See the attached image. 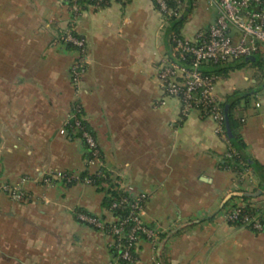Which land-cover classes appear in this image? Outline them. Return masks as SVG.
<instances>
[{
  "label": "crops",
  "instance_id": "crops-1",
  "mask_svg": "<svg viewBox=\"0 0 264 264\" xmlns=\"http://www.w3.org/2000/svg\"><path fill=\"white\" fill-rule=\"evenodd\" d=\"M216 10L214 0H192L181 35L192 38ZM70 22L65 0H0V183L18 184L31 196L14 201L0 191V264L114 263L111 235L77 218L83 211L115 219L102 205L104 188L43 180L101 167L148 193L141 218L166 234L157 248L139 240L133 264H153L159 249L166 264H264V232L221 217L231 194L250 192L218 167L227 143L211 119L197 111L181 115L179 100L157 84L155 63L169 46L167 21L153 1L111 0L76 18L73 28L87 46L76 90L69 71L78 52L60 38ZM250 71L231 79L230 72L217 94L252 92L237 116L245 152L264 168V77L260 68ZM74 101L101 163L86 166L81 139L65 129Z\"/></svg>",
  "mask_w": 264,
  "mask_h": 264
},
{
  "label": "built area",
  "instance_id": "built-area-1",
  "mask_svg": "<svg viewBox=\"0 0 264 264\" xmlns=\"http://www.w3.org/2000/svg\"><path fill=\"white\" fill-rule=\"evenodd\" d=\"M92 1L90 6L95 9L101 7L102 0ZM166 1L168 0H156L159 5L158 10L168 15H177L180 11L181 0H174L175 8H168ZM214 2L217 10L213 21L206 28L197 30L192 38L173 37L169 51L155 63V76L163 94L179 100L181 115L197 111L201 117L209 118L215 123V133L227 143L223 156L229 159L237 153L227 138L224 107L221 104L223 99L215 90V77L204 73L202 67L207 63L218 64L251 56H258L264 60V0H214ZM72 3L69 10L74 12L75 17L78 18L81 12H77V0H72ZM63 42L73 43L78 52L69 71L71 84L76 90L87 64L86 42L83 37H73L69 33L64 36ZM254 105L258 107L259 103L255 102ZM80 108L81 104L77 102L74 105V112L70 111L65 124L73 118L72 128L82 130V136L91 148L92 159L89 164L95 161L101 163L96 141L89 133L83 131L80 122L83 116L80 118L76 116ZM239 164L241 167H226L218 162V167L232 171L234 186L248 188L252 191L254 188L252 184L257 178L243 161L240 160ZM53 179L68 183L72 179H77V174L67 175L63 172L55 175L50 173L43 180L50 183ZM82 182L91 184L88 178ZM120 187L126 194L125 197L120 198V202L127 201V198L132 200L130 211L123 219L110 226L109 234L111 237L116 236L118 240L122 236L124 223L126 221L133 223L120 254L122 259L131 261L129 247L137 237L135 233L144 234L147 241L155 246L158 243L157 229L147 226L141 218V213L149 198L148 193L134 192L131 186L122 183ZM0 191L14 201H27L31 198L30 194L18 184L1 182ZM115 206L116 202L112 204V207ZM262 216H264V196L260 203L256 202V199L248 202L241 197H236L221 211V217L225 222L257 232H264ZM77 217L87 224L99 228L103 226L101 221L85 213H78ZM115 246L118 247L120 244Z\"/></svg>",
  "mask_w": 264,
  "mask_h": 264
},
{
  "label": "trees",
  "instance_id": "trees-1",
  "mask_svg": "<svg viewBox=\"0 0 264 264\" xmlns=\"http://www.w3.org/2000/svg\"><path fill=\"white\" fill-rule=\"evenodd\" d=\"M68 8L70 9L72 3V0H65ZM111 0H102L100 3L101 7H104L110 3ZM126 1V0H124ZM155 7L159 9V5L157 4L156 0H152ZM185 1V3H184ZM93 3L92 0H77V12H83L85 8L90 6ZM167 7L168 8H175L176 3L174 0H168L166 1ZM192 10V0H181V6H180V11L177 15H168L165 12H162V15L167 21V32H166V37H167V42L168 46L170 48L171 45V40L173 37H183L180 33L181 28L184 24V22L187 20L188 14ZM71 22L69 23V26L65 31H63L60 34V38L63 40L64 36L69 33L73 37H82L79 35L73 28V23L76 20L75 13L71 12ZM66 47L69 49H75V45L71 42H65ZM246 64H258L259 68L261 69V75L264 77V60L261 59L260 57H256L254 61H246L245 59L242 60H235V61H229V62H224V63H218V64H211L207 63L202 67V71L204 73H208L210 75H213L215 77V82L219 79L222 78H227L230 74V72L240 70L242 67H244ZM252 94L250 91H239L235 90L229 94H226L223 97L222 101V106L226 107V117L229 123V128L231 131V137L228 136L227 132V138L231 145L233 146L234 150L236 151L237 155H233L231 158H225L223 155L220 157L219 163L222 164V166L226 167H241L239 164V161H243L246 167H249L254 175L256 176L257 180L259 181L258 186L254 187L252 191L249 193H246L245 190L238 189L236 193H233L230 195L229 199L223 204L225 207L230 203V201L236 197H241L245 201H251L256 199V202H262L263 201V196H264V168L258 166L256 163L251 161L250 157L248 154L245 152L246 151V144L244 143L241 134H240V118L237 116L238 111L243 108L244 106L247 105L249 102V97ZM78 101H74L71 106V112H74V105ZM77 117L84 116L83 109L82 107L80 108V111L76 113ZM73 118L69 119L68 123L65 124V129L70 134L71 136H76L81 139L83 143V147L85 149V152L83 153V157L85 160L86 166L89 164V161L92 159L91 155V148L88 146L85 138L82 136V130L79 129H73ZM81 125L83 128V131H86L91 135V137L96 141L94 133L92 130L89 128L87 125L86 121L81 119ZM226 128V127H225ZM97 143V142H96ZM98 146V144H97ZM99 149V157L100 160L102 161V152L98 146ZM251 161V162H250ZM67 175H71L73 173L71 172H65ZM85 178H88L91 180V184H94L98 186L100 189L105 190V196L102 200V205L104 208L110 210L114 216L115 219L113 221L109 222H103L99 218H97L94 215H91L90 213H86L83 211L77 212V213H85L89 216H92L96 218L98 221H101L103 226L102 227H96L94 225H91L95 228L102 229L105 232L109 234V229L110 226L117 223L119 220L123 219L130 211V203H131V198H127V201L125 202H120L121 197H125L126 194L122 191L120 187V183L116 181V177L108 170L104 168H99L98 171L94 173H90L88 168H85L83 171L78 173L77 179H72L70 182L67 184H73L76 182H81ZM231 199V200H230ZM116 202V206L112 207V204ZM76 213V214H77ZM264 219V216H262ZM78 218V217H77ZM118 218V220H117ZM117 220V221H116ZM146 224V223H145ZM133 223L131 221H126L123 225V230H122V236L118 238L116 236H112V243L110 245V251L113 254V264H133L136 259H137V245L139 240H147L144 236V234L140 232H136L135 235H137L135 241H133L129 247V252L132 257V260H125L120 257V254L123 250V245L126 243V236L128 235ZM149 227H152L148 224H146ZM239 226V225H237ZM165 233H161L157 231V239L158 243L161 239L165 237ZM116 244H120V246L116 247ZM158 245H155V248H157ZM164 250L159 249V253L155 256V259L153 261V264H166L164 261L163 253Z\"/></svg>",
  "mask_w": 264,
  "mask_h": 264
},
{
  "label": "rangeland",
  "instance_id": "rangeland-1",
  "mask_svg": "<svg viewBox=\"0 0 264 264\" xmlns=\"http://www.w3.org/2000/svg\"><path fill=\"white\" fill-rule=\"evenodd\" d=\"M251 68L258 69L259 68V65L258 64H255V65L246 64L240 70H237V71L232 72V74L230 75L229 78L231 79L234 75H237V77H239L240 72H243V73H246V74H250V72H251L250 69ZM223 83H224V79L223 78L216 81V83H215V90H216V92L220 89V87L223 85ZM243 83H245V82H243Z\"/></svg>",
  "mask_w": 264,
  "mask_h": 264
},
{
  "label": "water",
  "instance_id": "water-1",
  "mask_svg": "<svg viewBox=\"0 0 264 264\" xmlns=\"http://www.w3.org/2000/svg\"><path fill=\"white\" fill-rule=\"evenodd\" d=\"M255 56H251L249 58H246L245 60L248 61H254L255 60ZM224 113H225V127H226V132L228 134L229 137H231V131H230V128H229V123H228V120H227V117H226V107H224ZM251 162V161H250Z\"/></svg>",
  "mask_w": 264,
  "mask_h": 264
}]
</instances>
